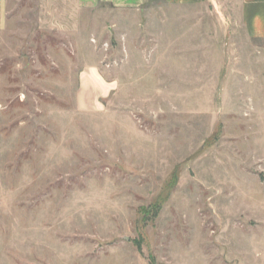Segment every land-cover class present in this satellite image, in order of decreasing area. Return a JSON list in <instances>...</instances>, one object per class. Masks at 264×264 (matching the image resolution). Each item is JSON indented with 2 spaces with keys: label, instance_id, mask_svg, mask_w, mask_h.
I'll return each mask as SVG.
<instances>
[{
  "label": "rangeland",
  "instance_id": "374dc122",
  "mask_svg": "<svg viewBox=\"0 0 264 264\" xmlns=\"http://www.w3.org/2000/svg\"><path fill=\"white\" fill-rule=\"evenodd\" d=\"M239 2L99 3L70 42L0 0V264H264V45Z\"/></svg>",
  "mask_w": 264,
  "mask_h": 264
},
{
  "label": "crops",
  "instance_id": "0c3cea01",
  "mask_svg": "<svg viewBox=\"0 0 264 264\" xmlns=\"http://www.w3.org/2000/svg\"><path fill=\"white\" fill-rule=\"evenodd\" d=\"M143 0H38L42 27L58 34L68 33L73 42V32L79 28V16L99 3H109L117 8L134 6ZM240 19L246 35L264 45V0H240ZM1 9V8H0ZM41 27V28H42Z\"/></svg>",
  "mask_w": 264,
  "mask_h": 264
}]
</instances>
